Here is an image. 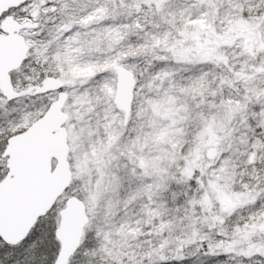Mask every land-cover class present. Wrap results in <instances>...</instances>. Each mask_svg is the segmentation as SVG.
Listing matches in <instances>:
<instances>
[{
  "label": "snow or ice",
  "instance_id": "snow-or-ice-1",
  "mask_svg": "<svg viewBox=\"0 0 264 264\" xmlns=\"http://www.w3.org/2000/svg\"><path fill=\"white\" fill-rule=\"evenodd\" d=\"M0 264H264V0H0Z\"/></svg>",
  "mask_w": 264,
  "mask_h": 264
}]
</instances>
